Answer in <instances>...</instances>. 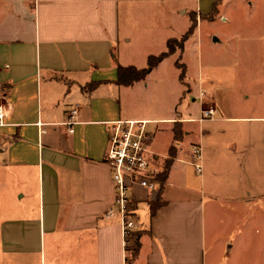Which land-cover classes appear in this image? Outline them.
Here are the masks:
<instances>
[{
  "label": "crops",
  "instance_id": "0c3cea01",
  "mask_svg": "<svg viewBox=\"0 0 264 264\" xmlns=\"http://www.w3.org/2000/svg\"><path fill=\"white\" fill-rule=\"evenodd\" d=\"M163 1L0 0V264H126L136 244L130 264H217L208 263L207 251L227 256V264L258 251L264 256V235L242 218L264 201L256 184L264 116H222L203 103L213 95L200 87L191 95L197 117L188 105L178 112L176 97L171 107L141 109L129 93L142 96L166 58L144 80L116 82L117 66H128L114 50L131 8ZM208 107L214 118L200 122ZM72 110L74 124L67 125ZM117 120L150 122L148 151L159 172L174 156L153 217L148 202L157 191L132 188L136 229L127 239L122 217L107 214L114 187L104 157L107 129ZM174 129L181 133L177 142ZM193 134L198 139L191 141Z\"/></svg>",
  "mask_w": 264,
  "mask_h": 264
},
{
  "label": "rangeland",
  "instance_id": "374dc122",
  "mask_svg": "<svg viewBox=\"0 0 264 264\" xmlns=\"http://www.w3.org/2000/svg\"><path fill=\"white\" fill-rule=\"evenodd\" d=\"M212 8V0H164L160 4L131 8L134 13L121 30L125 38L120 39L114 55L118 62L138 69L146 66L148 56L166 50L167 39H179L186 32L190 16L196 21L183 51L177 50L166 58L147 78L149 87L144 94L139 96L137 90L129 91L133 102L137 94L141 109L143 106L154 110L171 107L176 97L178 112L184 113L188 105L191 115L197 117L198 100L193 103L191 98L200 87L213 95V99L203 103L215 105L222 116H264V0H222L214 16L206 17ZM192 12L197 15H191ZM176 63L184 71L183 83ZM188 126L197 128V124ZM190 139H198L197 134ZM190 162L194 163L195 159ZM256 165L257 190H264V159L257 158ZM187 169L199 182L193 166ZM258 201L259 205L242 213V218L250 219L249 228L255 225L264 235V201ZM137 215L142 217L141 213ZM243 223L242 220V227ZM206 258L208 263L227 264V256L225 260L220 256L210 257L207 251ZM228 262L264 264V256L258 251L257 256L229 258Z\"/></svg>",
  "mask_w": 264,
  "mask_h": 264
},
{
  "label": "built area",
  "instance_id": "2783aa9c",
  "mask_svg": "<svg viewBox=\"0 0 264 264\" xmlns=\"http://www.w3.org/2000/svg\"><path fill=\"white\" fill-rule=\"evenodd\" d=\"M213 107L202 109L199 121L212 120L215 116ZM4 113L0 108V125L3 124ZM76 110L68 114L66 124H74ZM146 120H117L109 124L107 129V150L104 161L109 168L114 187V201L108 215L117 213L122 217V229L127 239L136 229L132 210L131 190L134 186L149 192L157 191L154 177L159 173L155 167L154 156L148 151L151 133ZM69 132H72L70 130ZM194 156L200 158V149L194 148ZM197 173L201 172L200 164H194Z\"/></svg>",
  "mask_w": 264,
  "mask_h": 264
},
{
  "label": "trees",
  "instance_id": "16d2710c",
  "mask_svg": "<svg viewBox=\"0 0 264 264\" xmlns=\"http://www.w3.org/2000/svg\"><path fill=\"white\" fill-rule=\"evenodd\" d=\"M222 0H212L213 8L212 11L209 15L206 17H211L214 16V14L217 12V6L218 3ZM195 19H191V24L187 31L179 38H171L167 40L166 42V50L159 53L158 55H150L147 58L146 61V66L144 68H135L133 66H127L123 67L118 65L117 66V80L116 82L119 85H130L132 83H135L137 81L144 80L145 77L154 69L156 68L165 58L173 55L177 50L180 52L183 51L184 48V43L185 41L192 35L195 27H196V21ZM176 66L181 69V73L179 75L180 81H183L184 78V71L182 70L181 65ZM181 138V133L179 130L174 129L173 130V139L175 142L179 141ZM173 148V147H172ZM171 148V149H172ZM173 153L172 151L170 152V155L167 159L163 161V164L161 166V170L158 174L155 175L154 177V182L157 184V195L156 198L152 201L148 202V207H149V214L150 217H153L157 210L163 205V202H161L160 194H161V189L164 186L167 173L169 170V167L171 165L172 159H173ZM132 205V204H131ZM131 205L129 208L131 209ZM133 209V208H132ZM137 254V244L131 248L128 249V256L126 258V264H130L136 257Z\"/></svg>",
  "mask_w": 264,
  "mask_h": 264
},
{
  "label": "water",
  "instance_id": "95a60500",
  "mask_svg": "<svg viewBox=\"0 0 264 264\" xmlns=\"http://www.w3.org/2000/svg\"><path fill=\"white\" fill-rule=\"evenodd\" d=\"M213 42H217V39L216 38H213Z\"/></svg>",
  "mask_w": 264,
  "mask_h": 264
}]
</instances>
